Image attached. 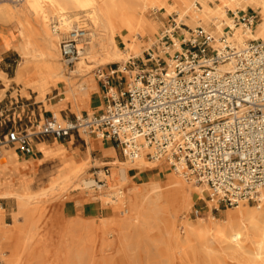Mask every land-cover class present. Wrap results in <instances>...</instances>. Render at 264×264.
Here are the masks:
<instances>
[{
    "label": "bare ground",
    "instance_id": "bare-ground-1",
    "mask_svg": "<svg viewBox=\"0 0 264 264\" xmlns=\"http://www.w3.org/2000/svg\"><path fill=\"white\" fill-rule=\"evenodd\" d=\"M15 1L13 5L0 2V38L6 48L13 47L21 55L17 84L22 92L31 90L44 100L62 82L66 99L76 104L78 115L82 109L92 113L88 101L97 89L94 70L110 63H127L141 52L143 38L147 37L149 44L156 37L159 23L149 18L151 10L175 12L177 27L214 25L211 34L217 40L228 26L233 28L229 35L238 43L264 40V0H219L215 7L206 0H173L172 4L170 0ZM249 6L258 11L257 25L254 29L235 25L228 10L240 15ZM52 21L58 22L57 31L52 30ZM4 24L12 29L6 31ZM73 33L83 37L78 39L80 56L69 68L62 63L60 44L63 36ZM118 35L124 49L117 42ZM173 38L171 55L180 50L178 38ZM120 70L133 80L136 70L122 64ZM55 115L61 116L58 111ZM83 136L92 142L90 136ZM42 148L46 164L57 163L49 184L39 192L32 191L39 170L32 166L21 169L12 148L0 155V201L4 198L15 203L13 222L6 223V210L0 202V264H264V199L254 205L241 202L220 219L211 213L214 203L206 199L208 186L202 183L195 187L189 180H198L184 162L168 160L167 156L151 160L147 147L135 160L123 161L112 149L113 159L100 163L111 165L113 170L106 177L111 184L100 192L111 215L102 217L99 224L58 219L54 229H47L42 226L44 198L59 195L68 199L75 190L92 192L96 183L86 177L85 166L78 165L91 156L79 161L63 145L51 148L42 144ZM151 168L159 170L143 183H136V175H129L132 169L140 174ZM98 174L104 177L103 171ZM119 190L122 194L112 199ZM196 192L207 202V217L179 221L192 209Z\"/></svg>",
    "mask_w": 264,
    "mask_h": 264
},
{
    "label": "built area",
    "instance_id": "built-area-1",
    "mask_svg": "<svg viewBox=\"0 0 264 264\" xmlns=\"http://www.w3.org/2000/svg\"><path fill=\"white\" fill-rule=\"evenodd\" d=\"M228 12L235 25L254 29L258 23L255 14ZM51 28L57 31L58 22L52 21ZM227 28L218 40L201 26L188 28L189 36L178 35L180 50L171 55L175 25L162 34L155 49L146 51L144 64L151 67L138 70L124 88L104 79L106 105L101 112H84L67 119L52 115L36 127L7 128L0 133V155L6 147L33 154L38 136H94L113 142L130 160L147 147L151 160L167 156L168 160L184 162L190 175L208 186L207 197L214 210L261 202L264 40L248 39L241 44L229 35L233 28ZM82 37L73 33L60 44L68 67L80 56L78 39ZM110 167H96L93 190L108 186ZM121 194L119 190L112 199Z\"/></svg>",
    "mask_w": 264,
    "mask_h": 264
},
{
    "label": "crops",
    "instance_id": "crops-1",
    "mask_svg": "<svg viewBox=\"0 0 264 264\" xmlns=\"http://www.w3.org/2000/svg\"><path fill=\"white\" fill-rule=\"evenodd\" d=\"M216 2H219V0H216ZM240 12L255 14L259 18V14H256V10L251 6L245 11L242 10ZM228 15H231V13L228 12ZM3 27L6 31L12 29L10 24H4ZM15 32L17 31L15 30ZM17 54L20 55L15 48H6L0 38V133L3 134L7 128L10 127L22 129H28L31 126L36 127L38 125L37 123H41L46 118L55 115L56 111L60 113L61 119L73 118L76 116V104L71 100L66 99V86H64L62 91H58V89L54 87L52 94L48 93L44 100L38 99L37 95L31 90L32 94H28L29 90H27L26 93L22 92V87L18 85L15 80L17 68L20 64L18 63L17 65H14L17 61L15 57ZM113 71L114 73H112ZM97 73V77L95 74L97 89L93 90L88 101V105L94 113L101 112L106 105V87L104 86L105 78L109 79L111 85L119 89L124 88L128 83L122 76H120V73L123 74L120 70V66L110 70L107 69V71L99 70ZM15 86H19L20 89L13 91ZM84 112H88V110L82 109L81 113ZM90 138L93 140L92 142L83 135L78 134L71 135L65 139L38 136L33 142V154L26 155L12 147L4 148L2 154L5 149L12 148L17 156L18 162L21 164L20 168L26 170L32 166L35 171L40 170L47 163L42 144H46L51 148H55L57 144L63 145L68 150L70 156L75 160L82 159L87 161L89 156L98 163H105L112 160L113 157L111 156V151L114 149L117 152V146L108 140H99L94 136H90ZM91 145L92 150L90 151ZM4 200L6 199L2 198V202ZM2 206L5 210H8V215H10L11 212H9V205L7 203L3 205L2 203ZM86 207L88 206L84 204L85 209Z\"/></svg>",
    "mask_w": 264,
    "mask_h": 264
},
{
    "label": "rangeland",
    "instance_id": "rangeland-1",
    "mask_svg": "<svg viewBox=\"0 0 264 264\" xmlns=\"http://www.w3.org/2000/svg\"><path fill=\"white\" fill-rule=\"evenodd\" d=\"M1 1L9 2L12 5L17 3L15 0H0V2ZM201 1L202 0H197V2H201ZM169 2L172 4L174 1L170 0ZM207 2L208 3L210 2V5L212 7H215V5L218 3V2H216V0H208ZM256 14H258L257 10H256ZM148 16L150 19H153L159 23L158 32L156 34V37H154L153 41L151 43L147 44L146 41L148 38L147 37L143 38L142 41L144 42V45L142 47L141 52L136 57H133V55H132V57L125 64H123V63H110V64H107V65L102 66L100 68H97L94 70V73H96V77L98 75L97 72L99 70L107 71V69L110 70L112 68H117L121 64L125 65V67L128 70H131V71L136 70V73H137V70H140L142 68L151 67L150 63H148L147 66H145V64H144L146 51L149 48L155 49V47L159 43L160 38L162 37V34L164 32H166L167 30L171 31L175 27V25L177 26L178 24H177V21L175 20V18L177 17V14L175 12H167L165 9L151 10L149 12ZM229 16H231V15H229ZM84 18L86 19L85 16L83 17V19ZM259 20H260V16L258 18V21ZM85 25H86V23H85ZM201 27L204 28V26H201ZM188 28L194 29V27L188 26V25H181V27H177V29H176L177 34L175 37H178L179 34L189 36ZM205 30L209 33H212L214 30V25H212L210 28H206ZM224 31L227 32L228 28L225 27ZM66 36L67 35L63 36L62 40L65 39ZM117 42H118L120 48L124 49L125 46H124L122 39L120 38L119 35L117 36ZM15 57H16L17 61L14 65H17L18 63H20L22 61V58L18 54ZM63 62L65 63L64 60H62V63ZM69 68H71V67H69ZM134 75H132V76H134ZM120 76H122L125 81L129 82V77L131 75H126L124 73L123 74L120 73ZM55 88H57L58 91L59 90L62 91L64 88V85L62 82H59ZM16 89H20L19 86H15L13 91H15ZM53 91L54 90L52 88V90L49 94H52ZM28 94H32V92L29 90ZM89 113H91V112H89ZM76 114L78 115V112ZM57 118L61 119V116H58ZM91 141H93V140H91ZM115 157L118 158L119 160H122V161L126 160V158L123 156V153L121 152L120 149L117 150ZM55 162L57 163V161H55ZM56 163L49 162L48 164H45L39 170V174L32 184V191L33 192H39L42 188L46 187L49 184L48 181L50 180L51 175L54 173V171L56 169ZM92 164H95V165H92ZM78 165H84L85 166L86 177L88 179H92V180H93V174L92 173L95 171L96 167H102L103 166V165H100V163L92 160V158L89 159L87 162H83V161L78 162ZM110 168H112V167H110ZM158 170H159V168H151V169L144 170L143 171L144 173L137 174L138 170L132 169L129 172V175H131V176L136 175V177L133 178V181H135L136 183H143L144 181L152 180L153 174L156 173ZM111 171H113V170L111 169L110 172ZM112 180H114V179H112ZM114 181L118 182V180H116V179ZM189 181L195 187L200 186L202 184L198 181L194 182V180H191V179ZM110 184H111V181L108 179V186ZM105 189L106 188H102V189L97 190V191L92 190V192H90L88 190V193L85 192L86 189L75 190V191H72L68 195V199H64V198H62V196L60 197L59 195H52L50 197L44 198V201L41 203V205L44 209V215H43L44 224L42 226L47 227V229H49V228L54 229L55 228L54 224L56 223V221H58V219L69 220L71 218L81 219L85 223L86 222H94L96 224H99L101 222L102 217L109 216L112 214L110 208H108V206L103 203V201H102L103 198L101 197L102 195L100 194V192L104 191ZM205 196H206V199H208L206 193H205ZM94 197H98V198L94 199ZM193 200H194V203H193L192 209L186 213V217H185V215H182L180 217L179 221L183 220L184 218L196 219L198 216H203L205 218L207 217V215L209 213V207L207 206L206 200L204 198H201L200 194L197 192L194 194ZM0 202H1V205H2V203H3V205H5V203H7L9 205V207H10L9 212H11L12 209H15V203L13 200H4L3 202L1 200ZM84 204H86V206H88V207H86L87 210L84 208ZM249 204L254 205L253 203H249ZM231 208L234 209V207H221L219 210H214L212 208L211 213L214 214L216 217L222 219V218H224V212L228 209H231ZM196 210H198L200 213L197 214ZM4 218H5L6 223H12L13 222L12 213L10 215H8V210H6Z\"/></svg>",
    "mask_w": 264,
    "mask_h": 264
}]
</instances>
